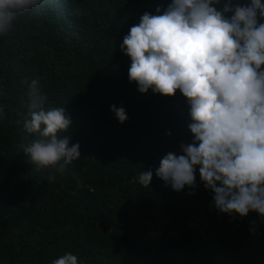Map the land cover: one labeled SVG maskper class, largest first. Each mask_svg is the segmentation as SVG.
<instances>
[{"label": "trees", "instance_id": "1", "mask_svg": "<svg viewBox=\"0 0 264 264\" xmlns=\"http://www.w3.org/2000/svg\"><path fill=\"white\" fill-rule=\"evenodd\" d=\"M170 2L47 0L0 36V264H52L68 252L79 264H237L234 252L264 264V218L218 212L198 169L196 186L180 192L155 175L167 153L192 142L189 106L179 91L139 93L120 45L145 12ZM33 79L45 108L65 107L72 121L60 135L80 145L53 179L19 147L34 138L23 130ZM112 105L126 110L123 124ZM149 169L148 187L132 182ZM112 213L144 224L117 227Z\"/></svg>", "mask_w": 264, "mask_h": 264}, {"label": "clouds", "instance_id": "2", "mask_svg": "<svg viewBox=\"0 0 264 264\" xmlns=\"http://www.w3.org/2000/svg\"><path fill=\"white\" fill-rule=\"evenodd\" d=\"M47 0H0V36L24 13H37ZM171 0L166 9L145 12L120 45L130 59L128 78L141 94L186 99L192 142L180 155L169 152L155 171L176 192L194 188L196 170L215 209L264 218V3L223 0ZM23 130L34 136L19 147L36 171L63 175L80 158L79 143L69 147L72 123L65 107L45 108L46 97L33 79ZM123 124V106H110ZM3 109L0 108V112ZM170 136L171 133H168ZM23 137L22 140H27ZM153 171H142L133 183L148 187ZM192 194V193H189ZM52 264H79L71 252Z\"/></svg>", "mask_w": 264, "mask_h": 264}, {"label": "rangeland", "instance_id": "3", "mask_svg": "<svg viewBox=\"0 0 264 264\" xmlns=\"http://www.w3.org/2000/svg\"><path fill=\"white\" fill-rule=\"evenodd\" d=\"M151 139H154V138H151ZM112 215V218H113V222L115 223V226H117V227H125V228H128V229H130V228H132L133 226L135 227L138 223H140V224H144V222L142 221V219L141 218H138L137 220H136V223L135 222H133L130 218H127V222L126 221H124L125 219H126V215L125 216H119L120 214H114V213H112L111 214ZM132 215V213L130 214V216ZM162 218H166L163 214H160L159 216H158V219L160 220V219H162ZM166 219H168V218H166ZM168 221V220H167ZM170 221V220H169ZM138 222V223H137ZM172 222H173V220H172ZM177 222V224L178 225H180V221H176ZM106 224V223H105ZM193 225H198V222H195ZM145 229L147 230V229H150V224H146V226H145ZM221 228H218V229H216V232L213 234V235H216V233H217V231L219 232V231H221L220 230ZM222 235L224 236V239L226 240V238H227V236H228V233H225V232H223L222 233ZM233 255L235 256V258H237L238 259V263L237 264H255L254 263V261L251 259V258H249L248 256H246V255H248V254H240V253H237V252H234L233 253ZM258 259H262L260 256H259V254H258ZM230 264H234L233 262H231Z\"/></svg>", "mask_w": 264, "mask_h": 264}]
</instances>
